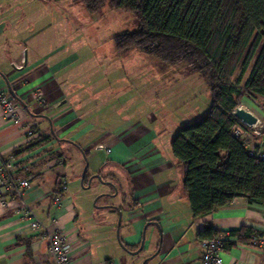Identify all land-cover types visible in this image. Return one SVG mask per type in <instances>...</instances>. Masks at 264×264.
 <instances>
[{"label": "crops", "instance_id": "obj_1", "mask_svg": "<svg viewBox=\"0 0 264 264\" xmlns=\"http://www.w3.org/2000/svg\"><path fill=\"white\" fill-rule=\"evenodd\" d=\"M6 12L0 10V92L18 102L22 120H5L0 110V157L17 151L16 175L28 177L30 188L23 199L26 208L20 202L0 208V264H52L45 233L57 229L76 241L71 264H198L199 230L210 226L229 232L250 226L264 232V204L249 203L244 197L193 218L177 160L162 155L145 127L127 124L93 132L96 127L86 116L90 82L80 85L67 76L76 67L71 48L55 46L46 36L36 40L41 28L25 33L20 10L14 16ZM30 38L33 43L26 47ZM37 89L45 106L35 99ZM29 126L32 136L24 134ZM253 144L264 152V135L254 137ZM76 145L88 153L92 172L105 177L122 196L120 241L130 251L143 242L137 253L128 252L117 240L116 208L107 206L106 216L99 220L95 210L84 208L83 213L75 206L69 189L76 192L85 161L83 156H70L73 148H79ZM61 178L66 180L64 191L59 190ZM28 210L43 228H32L34 216ZM221 258L222 264H264V248L237 244L223 249Z\"/></svg>", "mask_w": 264, "mask_h": 264}, {"label": "trees", "instance_id": "obj_2", "mask_svg": "<svg viewBox=\"0 0 264 264\" xmlns=\"http://www.w3.org/2000/svg\"><path fill=\"white\" fill-rule=\"evenodd\" d=\"M75 1L90 14L109 7L134 17L137 30L113 37L121 55L136 50L166 65H185L205 79L210 95L206 115L178 128L170 141L171 155L182 169V190L192 217L210 214L235 197L264 204V157L249 153L232 133L235 126L245 128L233 114L241 97L259 99L264 107V0ZM262 135L264 128L253 137ZM254 152H261L258 145ZM220 233L226 234L224 249L253 245L264 236L250 226L229 232L208 226L197 232V238Z\"/></svg>", "mask_w": 264, "mask_h": 264}, {"label": "rangeland", "instance_id": "obj_3", "mask_svg": "<svg viewBox=\"0 0 264 264\" xmlns=\"http://www.w3.org/2000/svg\"><path fill=\"white\" fill-rule=\"evenodd\" d=\"M0 10H7V16H14L20 10V28H24L25 33L43 30L36 40L46 36L55 46L67 44L71 48L73 60L77 62L67 76L80 85L90 82L91 104L86 116L96 127L93 132L110 131L127 124L145 127L154 135L151 143L162 155L172 156L170 141L177 129L199 120L208 111L209 89L198 73L189 71L185 65L163 64L136 50L121 55L115 49L113 37L116 34L137 30V22L129 13L104 7L90 14L75 0H3ZM33 40H25L26 47H30ZM248 72L249 69L242 75L241 84ZM238 74L237 70L233 78ZM261 102L243 96L237 106L254 111L264 125ZM80 147L73 148L70 156H88ZM58 154L55 156H62ZM84 164L85 161L75 182L76 192L72 188L69 194L78 210L83 208V213L84 208L95 210V217H104L107 206L114 209L121 205L122 196L105 177L101 180L94 177L91 166L86 169V182L80 184ZM120 189H126L125 185ZM115 213L117 226V210Z\"/></svg>", "mask_w": 264, "mask_h": 264}, {"label": "built area", "instance_id": "obj_4", "mask_svg": "<svg viewBox=\"0 0 264 264\" xmlns=\"http://www.w3.org/2000/svg\"><path fill=\"white\" fill-rule=\"evenodd\" d=\"M35 99L42 106L47 104L39 89L35 91ZM18 105V102L7 92H0V110L1 115L5 120H9L12 123L21 122L22 119L18 112ZM247 110L256 116L257 122L248 125L240 120L245 128L235 126L232 133L242 139L243 144L248 149L249 153H255L260 157H264V152H254L253 144V135H260L261 129L264 125L261 124V119L254 111L250 109ZM24 134L26 136H32V128L30 126L25 127ZM17 169L18 161L14 156L9 155L5 158L0 157V208L8 207L12 202H20L22 204L21 206L26 208L23 199L30 188V179L28 177L17 176ZM65 189L66 180L65 178H61L59 180V190L64 191ZM57 200L58 198L55 197V201ZM28 211L30 215L34 216L31 210ZM31 226L34 230L43 228L42 223L35 216ZM45 236L48 242V252L52 264H71V251L76 241L68 238L60 229L47 231ZM225 238L226 234L220 233L212 238H203L199 240L200 258L198 264H222L221 252L224 249L223 240ZM253 244L264 248V236L257 237Z\"/></svg>", "mask_w": 264, "mask_h": 264}, {"label": "water", "instance_id": "obj_5", "mask_svg": "<svg viewBox=\"0 0 264 264\" xmlns=\"http://www.w3.org/2000/svg\"><path fill=\"white\" fill-rule=\"evenodd\" d=\"M9 91L11 92V94L13 95V92L11 91L10 87H9ZM16 97V96H14ZM24 107H26V105L24 103H22ZM233 114L235 115L236 118H238L239 120H241L242 122L248 124V125H251V124H255L257 122V118L256 116L250 112L249 110L247 109H244L240 106H237L235 109H234V112ZM83 152V151H82ZM84 154V153H83ZM83 158L85 160V164H84V168H83V171L81 173V176H80V183L83 184V178L85 177V173H86V169H87V166H88V161H87V158L86 156L83 155ZM96 178H98L99 180H101V177L99 174H96L95 175ZM117 212H118V222H117V226H116V237H117V240L119 242V244L124 248L126 249L121 241H120V237H119V227H120V223H121V210L119 208H116ZM143 243V242H142ZM142 243L141 245L139 246V248L135 251H130L128 249H126L128 252L130 253H137L139 250H141L142 248Z\"/></svg>", "mask_w": 264, "mask_h": 264}, {"label": "bare ground", "instance_id": "obj_6", "mask_svg": "<svg viewBox=\"0 0 264 264\" xmlns=\"http://www.w3.org/2000/svg\"><path fill=\"white\" fill-rule=\"evenodd\" d=\"M240 107L244 108L243 105H240ZM244 109H246V108H244Z\"/></svg>", "mask_w": 264, "mask_h": 264}]
</instances>
